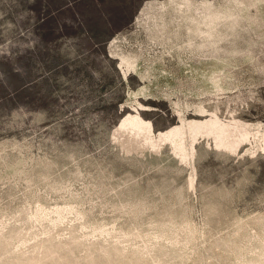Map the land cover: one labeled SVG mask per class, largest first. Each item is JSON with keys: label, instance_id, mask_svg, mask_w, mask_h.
<instances>
[{"label": "rangeland", "instance_id": "1", "mask_svg": "<svg viewBox=\"0 0 264 264\" xmlns=\"http://www.w3.org/2000/svg\"><path fill=\"white\" fill-rule=\"evenodd\" d=\"M263 253L264 0H0V264Z\"/></svg>", "mask_w": 264, "mask_h": 264}, {"label": "bare ground", "instance_id": "2", "mask_svg": "<svg viewBox=\"0 0 264 264\" xmlns=\"http://www.w3.org/2000/svg\"><path fill=\"white\" fill-rule=\"evenodd\" d=\"M41 217H42V216H41ZM48 248H49V247H48ZM48 248H47V249H48ZM51 248H52V247H51ZM53 249H54V248H53ZM54 250H55V249H54ZM47 251L49 252V253H48V257H49V258H52V257H53V253H54L53 250L51 249L52 252H51L50 250H47ZM262 257H264V253L262 254ZM255 262H257V261H255ZM37 264H42V263L39 262V263H37Z\"/></svg>", "mask_w": 264, "mask_h": 264}]
</instances>
